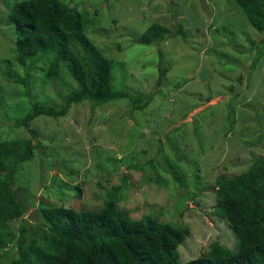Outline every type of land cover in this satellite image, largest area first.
Masks as SVG:
<instances>
[{
    "label": "rangeland",
    "instance_id": "1",
    "mask_svg": "<svg viewBox=\"0 0 264 264\" xmlns=\"http://www.w3.org/2000/svg\"><path fill=\"white\" fill-rule=\"evenodd\" d=\"M16 1L0 0V60L11 59L14 36L8 14ZM64 1L94 21L86 32L116 63V83L122 80L132 93L152 94L141 109L132 110L128 99L95 107L83 101L64 116L40 115L30 121L37 132L33 140L16 118L33 100L57 106L77 82L62 64L59 74L49 76V62L40 60L29 72L30 98L15 81L17 74H25L16 58L10 70L0 61V142L30 139L37 144L17 176L16 190L28 211L10 220V227L18 234L39 206L96 211L107 190L120 185L116 205L130 217L150 214L188 226L189 234L177 249L181 261L195 258L212 243L233 248L234 233L214 214L215 192L209 185L216 172L238 174L253 158L264 156V55L253 67L255 51L249 43L260 39L259 32L233 0ZM152 22L171 30L181 25L186 38L136 43L132 36ZM159 49L169 71L157 87ZM182 78L187 82L178 85ZM231 108L234 119L227 127ZM222 124L227 131L213 134ZM137 163L141 168H129ZM173 163L181 165L175 166L177 176L186 174V187L173 180ZM196 168L200 178L194 177ZM196 182L204 187L193 197L187 190ZM29 221L35 227L36 222ZM3 252L0 264L10 259L14 247Z\"/></svg>",
    "mask_w": 264,
    "mask_h": 264
},
{
    "label": "trees",
    "instance_id": "2",
    "mask_svg": "<svg viewBox=\"0 0 264 264\" xmlns=\"http://www.w3.org/2000/svg\"><path fill=\"white\" fill-rule=\"evenodd\" d=\"M233 1L260 34V39L249 42L255 51L254 67L264 55V0ZM8 22L14 36L9 49L11 59L0 61L9 64L10 70L14 57L24 68V76L17 74L15 78L24 86V95L32 98L29 72L33 63L40 60L49 62V76L59 74L62 64L77 82L76 87L61 96L57 106L33 100L28 110L16 118V123L24 126L33 140L37 132L30 127L32 119L40 115L64 116L73 104L88 101L95 107L128 99L134 110L149 103L152 93H132L124 82L121 84L122 80L116 83V63L88 36L86 30L94 21L84 10L64 0H20L11 5ZM174 35L186 38L187 34L181 25L171 30L152 22L143 33L132 37L136 43L155 45ZM157 65L158 87L169 71L160 49ZM187 79L182 78L177 84H184ZM227 110L228 127L234 118L233 108ZM207 124L195 126L194 130ZM225 124L213 130V134L225 133ZM7 141L0 142V259L5 258L3 251L10 246L14 252L2 264H264V156L253 158L238 174L228 176L223 169L210 180L209 186L215 192L214 214L228 222L235 236L234 247L212 243L195 258L181 261L177 249L189 234L188 226L162 221L150 214L139 219L130 217L116 205L121 197L120 185L107 190L103 206L96 211L63 204L39 206L29 214L35 227L28 219L16 234L9 221L22 218L28 211L27 202L16 190L17 176L25 170L24 164L31 160L37 144L30 139ZM173 165V180L186 187V174L181 178L175 170V166L181 165ZM199 171L194 169V177H201ZM192 185L193 189L187 191L194 197L204 186L197 182ZM76 189L79 196L80 189Z\"/></svg>",
    "mask_w": 264,
    "mask_h": 264
}]
</instances>
